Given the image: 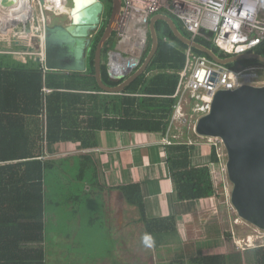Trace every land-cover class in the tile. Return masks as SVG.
I'll return each mask as SVG.
<instances>
[{"label":"trees","instance_id":"1","mask_svg":"<svg viewBox=\"0 0 264 264\" xmlns=\"http://www.w3.org/2000/svg\"><path fill=\"white\" fill-rule=\"evenodd\" d=\"M81 1L78 0L79 5ZM101 1L108 4L110 17L112 0ZM165 13L174 16L169 11ZM174 20L183 33L191 37L183 23ZM156 28L159 36L158 51L148 69L132 82L123 94L103 93L95 77V48L104 30L90 53L86 74H58V85L52 87L51 92L43 91L41 65L35 70L25 66L13 70L0 68V110L22 108L32 119L29 135L26 130L24 134L15 130L13 134L7 133V137L0 136V160L25 159L15 164L0 166V257L6 259L5 264H46V252L43 247L46 230L44 177L48 163L40 158L42 153L39 141L46 140L50 144L77 138L86 142L85 137L90 129L116 128L164 134L171 129L177 99L170 96L176 91L179 72L186 62L188 46L174 35L167 22L158 21ZM196 40L212 48L221 57L230 56L205 37H198ZM148 43L144 57L151 47L150 35ZM117 44V31H114L103 48V55L108 56V52L115 49ZM193 50L208 56L200 50ZM253 51L264 56V39ZM252 65L264 67V63L256 59H244L226 66L239 69ZM52 75L55 76L47 75L48 81ZM102 76L109 86H116L122 81L111 79L107 61L102 64ZM42 113L46 115L45 124L40 122ZM14 126L16 127L17 123ZM23 135L25 147L21 146ZM5 141L14 145H8ZM195 148L194 143L180 140L165 145L164 154L180 200L205 199L217 192L211 168V164L217 163L215 148L210 163L194 165L192 156ZM81 163L83 175L88 164L86 161ZM120 190L128 203L139 208L140 221L144 223L148 235L155 238L161 233L177 231L176 220L173 218L149 219L146 216L141 183L125 184ZM256 251L259 264H264V246H258ZM220 262L219 255L197 259L198 264Z\"/></svg>","mask_w":264,"mask_h":264},{"label":"crops","instance_id":"2","mask_svg":"<svg viewBox=\"0 0 264 264\" xmlns=\"http://www.w3.org/2000/svg\"><path fill=\"white\" fill-rule=\"evenodd\" d=\"M17 7L19 6L6 9L0 3V25L3 24L1 23L3 18L7 16L11 20L13 15L16 24L25 27V17L30 18L31 15L23 13L22 7ZM16 9L21 12L17 13ZM51 21L57 22L55 19ZM14 41L7 38L4 44L6 45L5 49L0 48V50L19 51L25 48L21 46L22 44ZM115 50H121L119 42L117 49L111 51ZM109 52L107 60L103 59V63L107 61V66L109 65ZM7 54L12 55L3 54L6 55L3 58V55L0 54V68L3 70H13L21 66L35 70L40 66V62L35 57H18L13 53ZM32 62H38V64L32 65ZM61 73L68 74L70 72L55 71L52 73L55 76H51L49 81L47 79L49 72L46 73L45 78L43 73L44 92L53 91L52 87L58 85L57 75ZM108 73H110L109 67ZM109 76L111 77L110 74ZM111 79L115 80L113 77ZM48 86L51 91L45 90V87ZM173 117L174 113L171 129L167 134L102 128L90 129L85 137L86 142L77 138L50 144L46 140L39 141L42 153L40 158L48 163V167H45L44 177L46 230L43 247L46 252V264L48 258L47 233L50 221L54 219L57 224H60L59 229L56 230L59 234H55L62 237L60 242L68 245L64 246L67 254L75 253L78 248L84 253L88 246L86 245L84 248L83 241L89 244L90 239L91 246H96V240L98 241L99 237L97 226L102 217L108 227L110 239V232L114 235L110 240L113 249L107 251L108 256L118 257L114 250L119 244L123 245L124 257L139 255L136 244L144 243L151 251L150 256L154 257V261H143L145 264H198L197 259L211 255H219L221 257L220 264H259L256 248L242 250L236 246L229 234L230 216L226 217L224 214L225 219L220 216L221 207L216 201V195L195 200H180L178 198L177 187L164 154L165 145L169 144L166 143L167 141L179 140L177 134L174 133L173 128L177 126L174 125ZM31 121L30 114L23 111L22 108L19 110L1 109L0 136L7 137V133L13 134L15 130L22 131L23 134L26 130V134L29 135ZM45 121L46 115L42 113L40 122L45 124ZM15 123H17L16 127ZM195 135L193 139L196 148L192 156L193 164L210 163L213 147L202 140L197 133ZM191 141L193 140L191 139ZM5 142H8V145H14V143H9L10 141ZM0 145L2 144L0 143ZM27 145H29L28 140ZM21 146H26L24 135ZM22 161L25 159L0 160V166ZM84 161L88 165L85 168V174L81 175V162ZM87 172H90L94 179H91ZM71 181L75 186L74 189L70 188V191L66 187L70 186ZM134 182L141 183L146 216L149 219H175L176 232L161 233L155 238L146 233L145 225L140 221L139 208L128 203L120 190L122 185ZM89 194H92L91 197L103 196L100 209L102 215L93 211V208H96L95 201L90 200L92 206L88 203L83 207L79 205L82 199L90 198ZM52 204L57 206L55 212L51 210ZM223 221H227L224 228L227 237L223 235ZM63 229H66L68 233H65ZM71 237L81 238L82 244L78 246L72 243ZM61 249L63 247H60ZM89 256L87 251L86 259H89ZM0 263L5 264L6 259L0 257ZM109 263L107 262V264Z\"/></svg>","mask_w":264,"mask_h":264},{"label":"built area","instance_id":"3","mask_svg":"<svg viewBox=\"0 0 264 264\" xmlns=\"http://www.w3.org/2000/svg\"><path fill=\"white\" fill-rule=\"evenodd\" d=\"M25 3L24 10L28 9L33 13L32 7L29 6L28 0H20ZM40 6L39 12L42 16V22L45 26L50 21L45 16L48 9L54 12L63 11L66 8L68 0H36ZM124 10L118 16L117 26L121 29L131 28L136 32V26L146 25L147 29L142 30L143 35L148 32L149 19L152 15L161 12L163 9L175 15L184 25L185 29L191 33V37L196 40L198 37H204L201 30L213 32V40L221 50L235 55L245 52H253V49L264 39V0H122ZM6 19H10L7 16ZM3 18L1 29H7L13 35L14 42L20 43L18 32H23L26 25L12 26V18L6 22ZM33 15L24 21L31 23L30 26H36L33 22ZM10 28H13L10 31ZM14 28L18 31H14ZM30 30V27L27 29ZM33 33H36L32 29ZM31 31V32H32ZM117 31V30H116ZM7 32V33H8ZM119 48L121 50L109 52L110 72L119 74L116 65L120 62L134 64L129 67L125 73L132 72L142 62V55L146 47L147 36L144 39V46L140 52H136L137 42H140L142 35H133L131 38L125 37L124 34L117 31ZM120 36V37H119ZM139 36V37H138ZM29 37V36H28ZM44 27L40 49H35L34 44L25 46L23 50L8 51L0 50V54L13 53L18 57L30 56L40 57V65L44 78L48 69L45 67L44 57ZM30 38V37H29ZM11 40V39H10ZM32 47V49H30ZM118 53L119 57L114 55ZM263 66L252 65L239 69H231L226 65L217 63L208 56L196 53L193 48L186 49V62L183 69L179 72V81L176 92L171 95L177 99L173 122L175 126H188L196 132L198 120L211 111L214 98L220 90L236 89L243 85H263L264 84ZM46 91H51L45 87ZM199 135V134H198ZM199 137L211 144L217 153V163H213L212 177L217 192L215 195L224 196L226 199L228 215L230 216L229 234L239 249L245 250L253 247V235L247 239L238 238V226L249 222L244 220L236 211L231 201L233 183L228 174V152L225 143L221 137L202 136ZM166 143H171L167 141ZM194 143V141H190ZM220 194V195H219ZM256 227V226H255ZM258 231L259 239H263L264 230L255 228ZM263 232V236L262 233ZM243 242L248 247L243 246ZM258 246H264V241Z\"/></svg>","mask_w":264,"mask_h":264},{"label":"water","instance_id":"4","mask_svg":"<svg viewBox=\"0 0 264 264\" xmlns=\"http://www.w3.org/2000/svg\"><path fill=\"white\" fill-rule=\"evenodd\" d=\"M17 2L21 1L0 0L6 9L13 8ZM92 3H96L98 8L97 18L92 25L73 19L75 1L69 23L58 21L45 24L44 63L48 70L87 72L93 36L100 27L105 6L101 0H93ZM123 10L122 0H112L111 15L95 48V77L104 93L121 94L148 69L159 48L156 23L160 20L167 22L174 35L188 47L200 50L217 63L227 65L244 59H256L264 63V56L254 51L221 57L212 48L185 35L169 14L159 12L149 19L151 47L147 56L129 76L110 72L116 81H122L116 86H109L102 76L103 48L116 31L115 23ZM201 33L209 40L213 38L212 31L202 29ZM32 38L36 48L40 49L41 38L33 35ZM36 60L40 62L41 58L36 57ZM133 65L128 63V67ZM108 67L110 68V64ZM196 132L202 136L223 139L228 152V174L233 183L232 204L244 220L264 230V84L243 85L233 90L217 92L211 111L198 120Z\"/></svg>","mask_w":264,"mask_h":264},{"label":"rangeland","instance_id":"5","mask_svg":"<svg viewBox=\"0 0 264 264\" xmlns=\"http://www.w3.org/2000/svg\"><path fill=\"white\" fill-rule=\"evenodd\" d=\"M81 2L83 3L84 0H82ZM24 4L25 3L22 1L21 6H22V9L24 11L23 13L33 15V19L32 20H33V22L36 25V26L32 27V26H30L32 22L31 23L30 22H28V23L25 22V23H27L26 24V29L22 33L18 32L16 30V28H14V31H17L19 33L18 34L19 38H17V40L18 39L20 40L19 44H22L21 46L25 47V46H27V44L28 45H33L34 44L32 35L36 36L37 38L38 37L41 38V41H42L44 24L42 22L41 13L38 10V9H40V6L38 5V2L36 0H28L29 6L34 8L32 14H31V12L28 9L24 10V6H23ZM105 4H106L105 8H104V10H103V12L101 14L102 21L100 23L99 29L97 30V32H95V34L93 36V41H92V44H91L90 53H91L93 47L95 46L96 42L98 41V39L100 37V34L105 29V27L107 26V23H108L109 10L110 9H109V6H108V4L106 2H105ZM73 6H74V1L73 0H68L66 8L63 11L54 12V11H51V10L48 9L47 11H45V16H46L47 20H48V17H50V21L55 19V20H57V22L59 21V22L69 23L70 20H71V12H72ZM17 11H19V10H17ZM161 12L165 13V12H167V10L163 9ZM173 17L177 21H180L175 15ZM12 20H13V18H12ZM7 21H10V19H6V22ZM11 22H14V23H12V26L14 24L16 26L15 20H13ZM3 25H5V23H3ZM29 27H30V31L27 30ZM127 27L128 26H126L125 29H122V28L120 29L119 26H117V22L115 23L116 30L119 31V33L124 34L125 37H127L128 39L133 37L134 34L136 36L137 35L141 36V32L140 31L147 29L146 25H140V26H136V30H134L136 32H132L131 28H127ZM12 29L13 28H10V31H12ZM32 29H34L36 31V33H33ZM7 32H8L7 29H4V30L0 29V48H4L5 49L6 45H4V44L6 43L5 41L7 40V38H8V40L9 39H13V35L10 32H8V33ZM144 36H147V43H146V47H145V50H144L143 55H142V61L144 59L145 52H146V50H147V48L149 46V43H148L149 32L144 34ZM210 41L213 44H215L213 39H211ZM40 44H41V42H40ZM34 46H35V44H34ZM39 47H40V45H39ZM35 49H37L36 46H35ZM115 49H117V46L115 47ZM6 55H12V54H6ZM6 55H3L2 57L4 58ZM103 59L107 60V55H103ZM31 64L32 65H36V64H38V62H36V63L32 62ZM137 68H135L132 72L127 73L126 76H129ZM48 72H49V74L50 73L52 74L55 71L48 70ZM82 74H86V72H84ZM262 74L264 75V71H262ZM173 129H174V133L177 134V139H179L180 141H189L190 142L191 139L194 141L193 137L196 136L195 135L196 133H195L193 128H189L188 126L183 127V126H181V124H178V126L173 128ZM87 174L89 175V177L91 179H94V176L92 177V174L90 172H87ZM74 186H75L74 182L71 181L70 182V186H67L66 188L71 191L70 188L74 189ZM91 195L92 194L88 195V197H90L88 199H85V198L82 199L79 205L83 207L85 204L88 203V204H90L92 206V204L90 203V200L92 202L95 201V205L94 206L96 208H93V211L98 212L99 214L102 215L103 213L100 211V209H101V205H102V201H103L102 200L103 196L95 195L94 197H91ZM222 195L223 194H221L220 196L216 195L217 196L216 201H217V203H219L218 204V205H220L219 207H221L220 216L222 218H224L223 217L224 214L226 215V217H228L229 213H228V210H227V204L225 202L226 199ZM56 209H57V206L52 204L51 210L53 212H55ZM98 213H96V214H98ZM226 223H227V221H223L222 222V224L224 225V227H223V235H225L227 237V235H226L227 232L224 231ZM59 227H60V224H57L54 219L49 222L48 233H47V253H48L47 264H107V262L108 263L110 262L109 264H145L143 262L145 260L154 261V257L152 258V256H150V253H151L150 249L144 243L136 244V247H137L136 249H137V252L139 253V255L135 254V255H131V257H128V256L124 257L123 245L119 244V245L116 246V248L114 250V253H116V255H118V257L113 256V255L112 256H108L107 251H110V250L113 249V245L111 244L110 240H112V237H114V235H112V232H110L111 233V239H110V234H109V232L107 230L108 227L106 226V223H105L103 217L98 222V226H97L98 229H99V237L97 238L98 241L96 240V246H94V245L91 246L90 239H89V244L88 243H84V241H83V244H82L81 238L75 239V237H71V242L72 243H74V244H76L78 246L82 244L84 248H86V245L88 246L87 251H88V253L90 255L89 259H86L87 251L86 252L84 251V253H83L81 249H80L81 251L79 250V248L75 251V253H69V254L66 253V250L64 248L66 246H68V245H65V243L60 242L61 241L60 239H62V237L57 236V234H59V232L57 233L56 230L59 229ZM255 228L256 227L254 225L249 223V225H246V224L240 225V226H238V229H237L238 238H240L241 240L242 239H247V237L249 235H253L254 236L253 239H252L254 241V245H253L252 248H257L258 245L261 244L264 241V238L263 239H259L258 235L260 233L257 230L255 231ZM78 229H80V228H78ZM82 229H85V228H82ZM63 231L65 233H68V231L66 229H63ZM96 232H97V230H96ZM55 233H57V234H55ZM261 233H262V236H263V232H261ZM172 237L174 238L173 235H172ZM243 246L248 247L247 244L244 243V242H243ZM60 247H63V249L60 250ZM248 248H251V247H248ZM73 252H74V249H73Z\"/></svg>","mask_w":264,"mask_h":264},{"label":"bare ground","instance_id":"6","mask_svg":"<svg viewBox=\"0 0 264 264\" xmlns=\"http://www.w3.org/2000/svg\"><path fill=\"white\" fill-rule=\"evenodd\" d=\"M93 0H85L83 3H80V5L77 3V8L75 9V12H74V15H73V19L76 21V22H79V23H82V24H91L90 23V20H88V17L90 15V12L92 11V8L95 4L92 3ZM15 6H19L17 8H21V3L17 2L15 3ZM19 10V9H18ZM21 12L20 10L17 11V13ZM25 17V16H24ZM25 19L27 20L28 17L26 16ZM29 22V21H28ZM27 23H25L26 25ZM92 25V24H91ZM141 32V31H140ZM141 35H142V39L140 40V42H137V49H136V52H140L141 49L143 48L144 46V39H145V36L143 35V32H141ZM115 57H119V54L116 53L114 55V58ZM128 69H130L128 67V62H120L119 64L116 65V70L119 72V73H125Z\"/></svg>","mask_w":264,"mask_h":264},{"label":"flooded vegetation","instance_id":"7","mask_svg":"<svg viewBox=\"0 0 264 264\" xmlns=\"http://www.w3.org/2000/svg\"><path fill=\"white\" fill-rule=\"evenodd\" d=\"M75 1V3H76V8H77V3H78V0H74ZM85 1V0H84ZM103 2V1H102ZM104 4H105V2H103ZM106 5V4H105ZM75 8V9H76ZM104 8H105V6H104ZM96 10H98V8H97V6H93V8H92V11L90 12V15H89V17H88V20H90V23H93L95 20H96V18H97V12H96Z\"/></svg>","mask_w":264,"mask_h":264}]
</instances>
